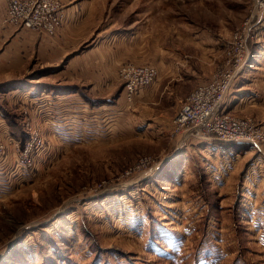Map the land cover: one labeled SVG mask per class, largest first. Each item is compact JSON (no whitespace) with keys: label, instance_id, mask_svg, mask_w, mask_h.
<instances>
[{"label":"rangeland","instance_id":"obj_1","mask_svg":"<svg viewBox=\"0 0 264 264\" xmlns=\"http://www.w3.org/2000/svg\"><path fill=\"white\" fill-rule=\"evenodd\" d=\"M58 1L49 34L0 0V264H264L245 221L264 215V188L246 185L264 179V140L172 125L196 86L232 71L243 31L218 110L264 133L261 0Z\"/></svg>","mask_w":264,"mask_h":264},{"label":"built area","instance_id":"obj_2","mask_svg":"<svg viewBox=\"0 0 264 264\" xmlns=\"http://www.w3.org/2000/svg\"><path fill=\"white\" fill-rule=\"evenodd\" d=\"M259 1V0H258ZM264 4V0L259 1ZM60 5L58 0H9L7 8V20L18 23L25 28L37 31L46 30L49 34H54L60 25ZM10 21V22H11ZM246 34L240 31L236 34L235 40L237 47L235 51L229 50L228 53L234 54V67L228 74L222 71L216 73L207 82L196 86L182 102L178 112L172 119V125L176 132L190 129L192 134L206 138L210 135H217L224 141H252L264 140V133L256 131L248 119L237 117L229 112L221 111L219 106L226 97L230 87V82L234 79V73L243 66L247 58L248 47L246 48ZM148 69L145 65L138 68L133 67L130 73L142 75ZM142 78H140L141 80ZM139 80V79H137ZM133 84V83H132ZM133 84L128 88H136ZM29 146V145H27ZM0 143V152L3 151ZM28 149L25 148L23 155L26 157L22 162L23 166H31V159L28 156Z\"/></svg>","mask_w":264,"mask_h":264},{"label":"crops","instance_id":"obj_3","mask_svg":"<svg viewBox=\"0 0 264 264\" xmlns=\"http://www.w3.org/2000/svg\"><path fill=\"white\" fill-rule=\"evenodd\" d=\"M70 25V24H69ZM68 26V25H67ZM67 29H63L62 30V34L66 31ZM75 31L77 30V29H74ZM57 39H61L59 36H58V38ZM105 51L106 52H108L107 54H111V56L113 55V53L112 52H109V51H111L110 50V48H107V49H105ZM105 59V58H104ZM102 59V61H107V60H109V61H113V68H114V73H113V71L109 68V72L110 73H112L113 75H114V78L116 77V72H115V70H116V66H115V62H116V59H115V57H113L112 59H110V57H109V59ZM113 77V76H112ZM239 83V82H238ZM239 88V87H238ZM239 89H241V88H239ZM238 91H242V90H238ZM240 94V93H239ZM256 95H258V94H256V93H252V92H245V93H243L242 95H240L239 96V100H240V102L241 101H243V97H244V99L245 100H252V101H254L255 100V97H256ZM260 95V94H259ZM176 96V95H175ZM176 97H178V96H176ZM180 97V96H179ZM232 100V99H231ZM227 105H231V102L229 103V104H227ZM226 105V106H227ZM230 107H226V109H229ZM224 163V162H223ZM226 165H229L228 166V168L230 169V168H233L231 165H230V163L228 162V161H226V163H225ZM234 164H236V163H234ZM262 171L263 170H261V173H262ZM213 172H215V169H214V171ZM257 178V177H256ZM219 179H221V177H219ZM255 179V178H254ZM218 180V179H217ZM240 182V181H239ZM258 183V185H256ZM239 184V183H238ZM256 184H254V182H253V178H252V180H251V178H247L246 179V185H251V186H253L254 188L256 187V188H258V190L259 189H261V190H263V188H264V179L263 180H257L256 179ZM243 185H244V182H243V180H241V182H240V184H239V187H243ZM260 191V190H259ZM257 206L258 207H262L263 206V204H257V205H255V206H253V209L251 210V211H255L256 210V208H257ZM248 207H250V206H248ZM246 210L247 209H245V205L244 204H241V202H240V207L238 208V212H239V215L241 216V217H247L246 215H245V213H246ZM245 220V219H244ZM246 221V223L248 224V226L249 227H252V230L254 231V232H256V235H257V237L260 239L261 237H263L262 238V242L264 243V215L262 214H257V215H252V218L250 219V221H247V220H245ZM237 235H238V231H237ZM258 245L260 246V248H262V249H264V245H260V242H258ZM156 249L158 250V251H160V250H162V247L161 246H159V245H157L156 246ZM242 249H243V246H242ZM237 264H243V263H237Z\"/></svg>","mask_w":264,"mask_h":264}]
</instances>
